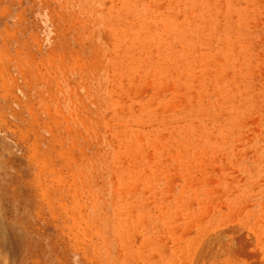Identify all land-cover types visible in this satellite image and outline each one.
Listing matches in <instances>:
<instances>
[{
	"label": "rangeland",
	"instance_id": "obj_1",
	"mask_svg": "<svg viewBox=\"0 0 264 264\" xmlns=\"http://www.w3.org/2000/svg\"><path fill=\"white\" fill-rule=\"evenodd\" d=\"M0 264H264V0H0Z\"/></svg>",
	"mask_w": 264,
	"mask_h": 264
}]
</instances>
